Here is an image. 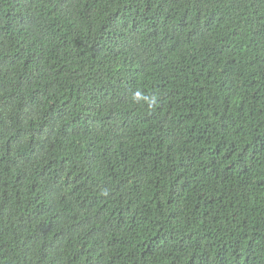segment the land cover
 Segmentation results:
<instances>
[{
    "label": "trees",
    "instance_id": "1",
    "mask_svg": "<svg viewBox=\"0 0 264 264\" xmlns=\"http://www.w3.org/2000/svg\"><path fill=\"white\" fill-rule=\"evenodd\" d=\"M0 264H264V0H0Z\"/></svg>",
    "mask_w": 264,
    "mask_h": 264
}]
</instances>
